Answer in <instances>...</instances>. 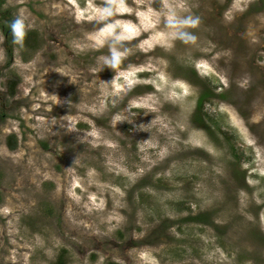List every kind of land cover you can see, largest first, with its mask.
I'll return each mask as SVG.
<instances>
[{"label": "rangeland", "instance_id": "obj_1", "mask_svg": "<svg viewBox=\"0 0 264 264\" xmlns=\"http://www.w3.org/2000/svg\"><path fill=\"white\" fill-rule=\"evenodd\" d=\"M169 8L200 17L195 43L164 36ZM17 16L33 42L0 29V264H264V0H0ZM110 21L132 83L104 97Z\"/></svg>", "mask_w": 264, "mask_h": 264}, {"label": "clouds", "instance_id": "obj_2", "mask_svg": "<svg viewBox=\"0 0 264 264\" xmlns=\"http://www.w3.org/2000/svg\"><path fill=\"white\" fill-rule=\"evenodd\" d=\"M114 15V7L111 2L105 4L103 7H98L94 12L87 16L88 20H95L97 23L108 21L110 17ZM79 19V16H78ZM201 23L200 17L192 14H182L175 9H166L164 13V36L171 40H180L185 44L195 43L197 40L196 35L190 31L195 29ZM8 29L12 36V43L17 46V49H23L24 39L27 32L31 29V25L25 18L17 16L9 24ZM131 37L128 32L122 28L118 21H110L104 24L99 30L96 36L91 37L94 39L97 45L107 44L108 53L100 58V64L98 66V73L105 67L111 69L114 72L112 79L108 82L102 81L101 83L107 86V90L102 89L101 94L104 97L117 96L121 91V84L119 81H125V87L130 88L132 81L129 79L131 73H126L121 70L122 61L129 55V49L124 45V42ZM132 108L139 107L137 104H132ZM113 120L117 122L127 121L131 123V120L122 117L120 114H116ZM151 123V121H150ZM148 123V124H150ZM146 131L144 129H140ZM89 135L95 136V132L89 133ZM146 141V140H145ZM75 163V160L73 161Z\"/></svg>", "mask_w": 264, "mask_h": 264}, {"label": "trees", "instance_id": "obj_3", "mask_svg": "<svg viewBox=\"0 0 264 264\" xmlns=\"http://www.w3.org/2000/svg\"><path fill=\"white\" fill-rule=\"evenodd\" d=\"M0 29L3 32V34L5 35L6 39H8L9 34H10V31L8 29V25H5L3 22H1L0 23ZM31 36H32V34H26V37H25L26 41L24 42V46H28V47L32 48L31 45H30V43L33 42V41H31ZM33 39H34V37L32 38V40ZM6 54L8 55V63H9L12 60V49L10 48V46L6 48ZM15 85H16V83L14 82L13 85L10 86V88H9L10 89V92H9L10 94H12V90H14ZM201 106H202V96L199 97L198 100H197V108H201ZM8 145H9L10 148H13V146H14V144L11 143L10 141H9ZM57 264H65V263L62 261L61 257H58L57 258ZM107 264H118V263H116V262H108Z\"/></svg>", "mask_w": 264, "mask_h": 264}]
</instances>
